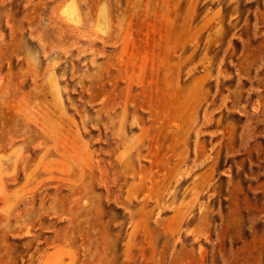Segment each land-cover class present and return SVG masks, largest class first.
I'll return each instance as SVG.
<instances>
[{
	"label": "rangeland",
	"instance_id": "374dc122",
	"mask_svg": "<svg viewBox=\"0 0 264 264\" xmlns=\"http://www.w3.org/2000/svg\"><path fill=\"white\" fill-rule=\"evenodd\" d=\"M0 264H264V0H0Z\"/></svg>",
	"mask_w": 264,
	"mask_h": 264
},
{
	"label": "bare ground",
	"instance_id": "6f19581e",
	"mask_svg": "<svg viewBox=\"0 0 264 264\" xmlns=\"http://www.w3.org/2000/svg\"><path fill=\"white\" fill-rule=\"evenodd\" d=\"M67 10H68V12H70L69 15L71 17L76 16L75 15V13H76L75 6L72 2L67 4ZM99 13H100L99 17H98V22H99L98 24L100 26L99 28H101L102 30H105L106 24H107L105 7H102L101 10L99 11ZM75 19H77V17Z\"/></svg>",
	"mask_w": 264,
	"mask_h": 264
}]
</instances>
